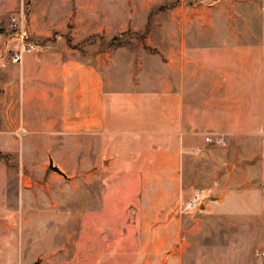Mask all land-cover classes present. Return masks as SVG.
Instances as JSON below:
<instances>
[{"label":"crops","instance_id":"0c3cea01","mask_svg":"<svg viewBox=\"0 0 264 264\" xmlns=\"http://www.w3.org/2000/svg\"><path fill=\"white\" fill-rule=\"evenodd\" d=\"M39 1H43L44 8H38ZM88 1H90L88 9L76 11L74 18L77 24L69 26L67 22L74 11L68 12L67 0H28L31 8L29 13L31 23H28L31 37L33 34L38 38L50 37V32L54 29L64 33L70 31L71 36L76 38L71 39V43L70 39L60 34L55 39L46 40L38 53H24L22 61L17 62L18 68L11 70L12 74L7 68L8 62L3 58V48L0 49V83L3 85L0 94V124L5 127V129L1 127L0 133L6 134L11 125L17 123L24 125L27 120L28 132L40 135L43 144L40 150L46 154L50 152L49 156L53 154L55 157L58 146L66 144L67 139L73 137L80 152L85 147L96 156L97 165L101 157L105 162L102 166L105 167L103 170L99 167L92 169L91 175H99L103 172L115 178L137 176L140 179V188L136 194L142 198L139 209L144 210V216L141 224L138 222L135 232L138 246L116 248L101 244V241L109 242L113 239H118L120 243L126 242L130 237L122 236L125 229L122 230L121 227L123 225L130 227L132 219L130 215H126L125 221L108 220L104 222L107 229L103 227L105 228L103 231L99 221L97 226L94 224L89 226L83 219V210L97 206L96 201L92 194V206L88 203L85 206L87 201L83 195L84 188L77 186V191L74 192L77 193L76 210L79 212L66 213L62 210L58 212L57 208L63 203L62 196L59 202L51 201L49 197L46 199L49 211H45L43 219L45 225H60L59 240L62 246L65 245L64 240L65 242L73 240L77 246H80L79 249L89 250L87 251L89 255L85 251L84 255L77 251L74 254L53 255L49 262L46 260L49 259L48 256H45L43 262L131 264L133 256L150 255L155 258L164 253L172 256L174 250L170 248L171 245L174 241L182 239L183 214L180 207V188L183 154L186 150L185 144L187 145L192 137V130L197 127L196 113L199 110L191 105L190 100V97L196 94L193 83L196 81V75H189L187 89L181 86L172 87L169 79L165 77L156 78L155 84L152 83L154 88H151L145 84L149 79L143 76L138 81L129 79L126 80L127 82L123 80L120 82L116 73L103 71L101 66L106 65L107 70H110L116 64L115 47L121 48L124 44V49L128 48L123 43L108 47L114 50H105L89 56L75 45L87 34L110 33L109 24L111 21L114 23L112 18L116 14V0ZM129 1L126 0L127 3ZM189 1L196 3L188 2V7H185L186 0H179V4H174L170 8L171 13H174L173 16L178 12L179 17L183 18L178 26L177 21L172 22L171 26L165 23L155 25V32L164 34L163 36L148 35L152 29L149 23L150 17L154 14L150 6L135 7L131 10V6L128 5L124 17L126 20L133 15L145 16L144 20L147 22L143 39L147 38V44L157 49L170 47L167 43L170 42L167 37L169 29L172 30V40L175 39L177 32L181 42L179 49H188L186 59L183 58L185 64L214 70L213 76H210L208 81L215 86H210L211 89L204 92L205 96L236 98L237 105L244 102V97H252L251 112L264 115V0H229L237 7L245 4L255 6L251 18L248 15V18L254 22L250 24L241 22L245 16L242 11L235 9L236 15L233 17L232 11L227 7H220L224 5L222 0ZM84 12L91 18L86 26L80 24L84 21ZM101 17H104L105 24H100ZM220 17H226V23L221 24L218 20ZM230 17L236 19L235 23H232ZM254 18L257 21H254ZM142 24L139 26L137 24L135 28L142 27ZM10 33L3 44L15 46L16 49L18 41L11 30ZM248 66L252 69L249 78L245 77ZM180 83L185 84L182 77ZM190 84L192 87L189 89ZM203 110V125L208 127L207 124H211L215 118H211V114H206L209 111L207 108ZM235 110L236 120L232 117L224 123L223 119H220L224 115H221L223 112L220 110L217 112L219 118L215 121L220 120L218 123L223 127L234 126L232 119L238 124L240 109ZM246 111H249V108H246ZM263 115L256 125L261 129H264ZM9 145L0 151L9 150ZM23 145L24 143L20 149L22 157L27 161L33 160L36 148L25 149ZM100 146L102 153L99 151ZM17 159L13 160L14 164L7 166L8 170L5 172L9 171L12 175L13 170L17 168L14 167L18 164ZM81 160L87 162L88 156H84ZM0 161H4V165L7 162ZM262 173L264 175L263 171ZM62 188L64 187H59L60 192H63ZM109 188L110 185L102 194ZM120 188L123 189V185ZM29 189L25 186L1 184L0 225L9 222L27 226L22 230L23 235L27 241H34L36 238L34 210L25 209L31 203L28 202V206H25L27 203L19 202L17 195L29 194ZM96 192L98 195L101 193L98 189ZM8 193H15L14 196L8 197L16 199V205L12 208L23 210L19 216L18 213L12 217L8 216L11 211L3 201ZM102 197L104 199V195ZM263 204L264 202H258L259 207H263ZM117 226L120 227L118 230L115 229ZM105 230L108 231V238L101 236ZM126 232L129 234L130 230ZM45 234L48 235V232ZM3 237L4 235L1 234L0 240ZM46 238L48 240L49 237ZM88 241L92 242L91 247ZM34 260V249L30 247L26 251L19 250L11 255L9 250L0 245V264H33ZM145 262L148 264L147 261Z\"/></svg>","mask_w":264,"mask_h":264},{"label":"rangeland","instance_id":"374dc122","mask_svg":"<svg viewBox=\"0 0 264 264\" xmlns=\"http://www.w3.org/2000/svg\"><path fill=\"white\" fill-rule=\"evenodd\" d=\"M188 2L196 3L195 1L186 0L185 7H188ZM221 2L224 5L220 7H227L228 10L232 11L233 17L236 15L235 9L242 11L245 14L241 21L243 24L254 23L248 18V15L251 18V14L255 10L253 4L237 7V5L231 4L229 0H222ZM177 3H180L179 0H130L128 3L126 0H116V14L112 18L114 23L111 21L109 24L111 32L87 34L75 43L89 56L105 50H114V48H108L110 40L117 43L115 46L125 43L128 49H124V44L121 48L115 47L116 64L110 70H107L106 65L101 66L105 72L116 73L119 78L117 80L120 82L129 79L138 81L143 76L145 79H149L150 82L145 83L146 86L154 88L152 83L155 84V79L165 77L169 79L172 87L180 88L181 86L187 89L189 75H196V81L193 82L196 94L194 97H190V100L191 105L199 110L196 113L197 127L192 130V137L187 145L185 144L186 150L183 154V175L180 188V207L183 214L182 239L174 241L171 245L170 248L174 250L172 256H167L165 253L155 258L150 255L133 256L131 264H145V261L148 264H264V204L263 207L258 205V202H264V175L262 173V171L264 172V161H262L264 158V129L256 127L263 114L251 112L250 101L253 99L252 97H244V102L237 105L236 98L205 96L204 92L211 89L210 86H215V84L208 81L210 76H213L214 70H205L199 65L185 64L184 59H186V50L188 49H179L181 42L177 32L175 39L172 40V30L169 29L170 32L167 37L170 42L167 41V43L170 47L163 50L157 49L155 46L147 44V38L143 39L144 27L147 22L144 20L145 16L133 15L132 18L126 20L124 17L128 5L131 6V10L135 7L150 6L154 14L150 17L149 23L152 29L148 35L156 36L160 34H157L154 30L157 23H165V25L171 26L172 22L177 21L178 26L179 21L183 20L181 16L179 17L178 12L173 16L174 13L170 11L171 6ZM66 4L69 13L74 11L73 18L69 16L67 23L69 26H74L77 24L74 18L76 11L78 9H88L90 1L67 0ZM37 5L38 8H44L45 4H43V1H39ZM22 11L26 14L27 23H31L29 17L31 8L28 0H0V49L3 48L2 55L4 60L8 62L7 68L11 74V70L18 68L19 65L12 59L15 46H5L3 43L11 34V16ZM85 12L83 14L84 21L80 23L84 26L91 21V18L87 17ZM230 19L232 23H235V18L230 17ZM218 20L221 24L226 23V17H220ZM103 21L104 17H101L100 24H105ZM254 21H257V19L254 18ZM137 24L143 26L135 28ZM50 34V37L45 38H38L33 34L32 39L39 45L37 53L40 51L43 42L55 39L60 34L70 39L71 43V39L76 38L71 36L70 31L64 33L53 29ZM160 35L163 36L164 34ZM27 53L25 52V54ZM175 57L178 59H175ZM250 74H252V69L248 66L245 77L250 76ZM181 77L184 79L185 84L180 83ZM191 84L189 89L192 87ZM2 90L3 85L0 83V94ZM204 108L209 110L206 114H211L210 117L215 119L219 118L217 112L222 110L221 115H224L220 119H223L224 123L225 120L232 117L236 120L235 109L239 108L238 124L232 119L234 126L223 127L219 125L220 120L215 121L214 119L206 127L203 125ZM246 108H249V111H246ZM243 109L245 111L241 112ZM27 122L26 120L24 125L20 123L13 124L8 133H0V150L10 144L8 146L9 150L2 151L8 155V163L5 162L4 165V161H0V186L4 183L30 188L29 194L18 193L17 195L19 202L27 203L24 204L25 206H28V202L31 203L25 209L34 210L36 238L34 241H27L22 232L27 226L6 222L0 225V235H4L0 240V245L9 250L11 255L19 250L26 251L29 247L34 249V262L36 264H46L43 262L45 256H48L49 259L46 260L49 262L53 255L74 254L77 251L82 255H84V251L87 253L89 250L79 249L80 246H77L73 240H69V242L64 240L65 245L62 246L59 240L60 225H45L43 219L45 211H49V204L46 203V199L49 197L51 201L59 202L60 196H62L61 202L63 203L59 206L60 208H57L58 212L61 210L66 213L79 212L76 210L77 193L74 190L77 191L76 187L80 186L84 188L83 195L87 201L85 206L87 203L91 204L92 194L97 205L94 206L95 209L91 204L92 207L83 210V219L88 222L89 226L93 224L97 226L99 221L101 231H103L105 229L103 227H106L105 223L108 220L117 222V219L118 221L123 219L125 221L126 215H130L132 219L130 227L128 225L121 227L122 230L125 229L122 236L130 237L126 242L120 243L118 239H113L109 242L101 241V244H108L110 247L116 248L126 246L134 248L138 246L139 242H136L135 232L138 228V222L141 224V219L144 216V210L139 209L142 198L136 194V191H139L140 188L139 177L115 178L103 172L99 175H91L92 169L99 167L103 170L105 167L102 166L105 162L101 157L99 165H97L95 163L96 156L92 155V151L86 150L85 147L80 152L73 137H69L66 144L58 146L55 157L53 154L49 156L50 152L46 154L43 150H40L43 146L40 135L28 132ZM1 127L5 129L0 124V129H2ZM205 135L213 137L223 135L226 138V143L206 142L203 140ZM23 143L25 149L36 148L33 160L27 161L22 157L20 149ZM99 151L102 153V146H100ZM40 153L43 154L40 155ZM84 156H88L87 162L81 160ZM50 157L53 159V163L59 166L66 175L59 173L50 166ZM16 158H18V164L14 166L17 168L13 171L17 175L14 172L12 175L9 171L5 172V170H8L7 166L14 164L13 160H16ZM120 184L123 185V189L120 188ZM108 185H110V188L102 194ZM60 186L64 187L62 188L63 192H60ZM94 188L101 191L100 195L96 192L97 189ZM14 195L15 193H8L3 200L11 211L8 214L10 217L16 215V213L19 216L23 211L21 208H12L16 205V199L8 196ZM101 199H103V203L99 207ZM193 199L198 200L197 206L195 208L186 207L187 202ZM8 216L6 215V217ZM118 228L120 227L117 226L115 229L118 230ZM126 230H130V233L128 234ZM45 232H48V235ZM46 236L49 237L48 240ZM101 236L104 238L107 236L108 238V231L105 230ZM53 241L55 242L53 243ZM91 243V241H88L89 247H91ZM167 252L169 253L170 250Z\"/></svg>","mask_w":264,"mask_h":264},{"label":"built area","instance_id":"2783aa9c","mask_svg":"<svg viewBox=\"0 0 264 264\" xmlns=\"http://www.w3.org/2000/svg\"><path fill=\"white\" fill-rule=\"evenodd\" d=\"M11 32L18 41V46L12 54V59L16 62L22 61L25 52L37 53L39 45L35 42L30 33L27 23V17L24 11L13 14L10 19ZM204 140L209 143L225 144L226 138L223 135L211 136L205 135ZM198 204L197 199L190 200L187 202L186 207L195 208Z\"/></svg>","mask_w":264,"mask_h":264},{"label":"trees","instance_id":"16d2710c","mask_svg":"<svg viewBox=\"0 0 264 264\" xmlns=\"http://www.w3.org/2000/svg\"><path fill=\"white\" fill-rule=\"evenodd\" d=\"M145 35V34H144ZM117 43H115L113 40H110L108 42L109 46H115ZM0 160H8V155L2 151H0Z\"/></svg>","mask_w":264,"mask_h":264},{"label":"water","instance_id":"95a60500","mask_svg":"<svg viewBox=\"0 0 264 264\" xmlns=\"http://www.w3.org/2000/svg\"><path fill=\"white\" fill-rule=\"evenodd\" d=\"M49 164H50V166H51L54 170L58 171L59 173H61V174H63V175H66L65 172L59 168V166H57V165H55V164L53 163V159H52L51 157H50ZM33 264H36V262H34Z\"/></svg>","mask_w":264,"mask_h":264}]
</instances>
